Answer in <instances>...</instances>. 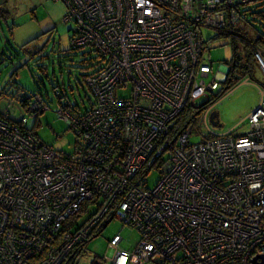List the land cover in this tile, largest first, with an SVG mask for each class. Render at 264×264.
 <instances>
[{
  "label": "built area",
  "instance_id": "obj_1",
  "mask_svg": "<svg viewBox=\"0 0 264 264\" xmlns=\"http://www.w3.org/2000/svg\"><path fill=\"white\" fill-rule=\"evenodd\" d=\"M64 1L70 43L91 45L101 59L86 78L94 102L84 112L58 102L77 135L67 152L41 139L16 112L15 93L0 90L8 99L0 102V264H60L106 214L140 232L131 250L118 246L119 233L110 238L112 264H264V85L246 131L209 129L192 140V122L174 124L221 85L200 27L236 22L250 0ZM200 95L206 101L195 104ZM28 102L34 118L49 105L39 92ZM95 193L88 221L53 243Z\"/></svg>",
  "mask_w": 264,
  "mask_h": 264
},
{
  "label": "rangeland",
  "instance_id": "obj_2",
  "mask_svg": "<svg viewBox=\"0 0 264 264\" xmlns=\"http://www.w3.org/2000/svg\"><path fill=\"white\" fill-rule=\"evenodd\" d=\"M5 4L7 8L0 12V55L4 56H0V89L10 79H15L27 92H42L49 105L39 112L37 118L30 116L24 107L17 111L27 116L26 125L41 139L55 148L71 152L77 135L67 120L57 113L56 88L64 92L61 99L78 105L80 109L89 106L92 93L86 75L100 64L101 59L89 44L71 46L72 20L63 19L64 0H8ZM263 7L264 0H250L238 5L242 16L234 24L228 20L222 28L200 27L203 58L212 64L214 71L229 65L235 54H245V43L257 32H264V18L256 12ZM258 60L245 59L253 77L246 70L238 81L207 103L210 111H218L217 123L209 117L210 126L207 127L203 110L196 111L192 140L202 138L209 129L215 133L231 127L238 132L247 130L246 115L259 102V86L264 84V72ZM205 99V95H200L194 101L199 104ZM157 176L158 172L152 169L148 183L152 184ZM107 219L108 214L98 221V228ZM115 233L121 235L118 246L129 250L140 237L139 230L132 224L119 217L109 218L96 234L86 240L72 260L63 264H112L106 256L112 251L109 241ZM129 264H142V261L133 257Z\"/></svg>",
  "mask_w": 264,
  "mask_h": 264
},
{
  "label": "trees",
  "instance_id": "obj_3",
  "mask_svg": "<svg viewBox=\"0 0 264 264\" xmlns=\"http://www.w3.org/2000/svg\"><path fill=\"white\" fill-rule=\"evenodd\" d=\"M5 5H6L5 1L4 0H0V12L5 11V9L7 8V7L5 8ZM238 11L240 12L239 9H238ZM256 12L258 13L259 16L264 18V7L259 9ZM241 16H242V14H241ZM240 17H239V19H240ZM234 23L235 22H233L232 24H234ZM70 44L73 47L80 46V45H75V44H72V43H70ZM244 48L246 49V53L245 54H243V55L235 54V56L229 62V68H228L227 74H226L225 78L221 81L220 88L217 90V92L215 94L211 95L209 100L206 103H204L202 107L201 106L198 107V106L192 105L190 103L187 104L186 107H184L177 114L176 119L174 121L175 125L176 124L184 125L187 122H192L193 123V119L196 116V111L197 110H201V109L203 110L204 109L203 107H205V105H207V103L209 101L213 100L215 96L219 95L227 87L231 86L236 81H238L243 76V74H244V72L246 70H248L250 76L253 77L252 72L250 71L249 65L245 62V59L254 58V59L258 60V58H257V56L255 54L256 50H259L261 52V54L263 56V59H264V32H257L252 39H250L248 42L245 43ZM0 56H1V58H4L3 55H0ZM258 62H259V60H258ZM87 75H86V78H87ZM86 82H87V80H86ZM8 84H9V86H8ZM87 84H88V86L90 88V91L92 93V100H91L90 105L85 107L84 109H80L78 105H76V104H74V103H72V102H70L68 100L61 99V97L63 96L64 92L60 88H56V94L58 96V101L61 102V103H66L68 105L71 104V106L74 109L77 108L81 112H84V111L88 110L90 108V106L94 102V93H93V91L91 89V86L89 85L88 82H87ZM262 85H264V84H262ZM2 89L11 90L12 92H14L15 95L17 96L16 97V99H17L16 103H19V105L21 107H24V109L26 108V105L29 103L28 101H30L33 98V95H34L35 92H39V93L42 94V92H40L38 90L34 91V92H27V91L23 90L21 85L15 79H10V81H8L6 83V85ZM43 98H44V95H43ZM7 100H8L7 97H6V99L2 98L0 100V102H5L6 103ZM194 107H195V109L192 111L191 114H189L188 111L191 108H194ZM20 109H18V110L20 111ZM19 111L16 110V112H19ZM208 135H210V134H208V133L204 134V136H208ZM98 199H99V195L97 196V193H95L93 196L83 200L79 210L71 212L70 214H68L66 216V218L63 220L59 231L57 232V234H55V239H54L53 243H58L60 241V239L62 237L61 235H63L62 233L64 231L73 232L78 227H80L81 225L85 224L88 221V219L91 217V214L94 212V210H96ZM112 217H114V216H112L111 214L108 215V219L112 218ZM108 219L106 221H108ZM106 221L104 222V224L106 223ZM97 224H98V222L93 223L90 226V228L87 230L86 235L80 237L75 242V244H74L73 248L71 249L70 253L66 256V258L60 264H63L65 261L72 260V257H74L78 253L79 249L85 244L86 240L88 238H90L92 235L96 234L104 225V224H102V226H100L98 228Z\"/></svg>",
  "mask_w": 264,
  "mask_h": 264
},
{
  "label": "water",
  "instance_id": "obj_4",
  "mask_svg": "<svg viewBox=\"0 0 264 264\" xmlns=\"http://www.w3.org/2000/svg\"><path fill=\"white\" fill-rule=\"evenodd\" d=\"M224 68H225L224 69V75H226L227 74V71H228V68H229V65L224 66ZM205 101H206V99L203 100L200 103H204ZM209 116H210V119L212 120L213 123H217L218 122V119L219 118H218V111L217 110H214V109L211 110Z\"/></svg>",
  "mask_w": 264,
  "mask_h": 264
},
{
  "label": "crops",
  "instance_id": "obj_5",
  "mask_svg": "<svg viewBox=\"0 0 264 264\" xmlns=\"http://www.w3.org/2000/svg\"><path fill=\"white\" fill-rule=\"evenodd\" d=\"M4 1H8V0H4ZM223 68H222V70L221 69H218L219 71H218V73H219V75L222 77L223 76V74H224V66H222ZM252 108V107H251Z\"/></svg>",
  "mask_w": 264,
  "mask_h": 264
},
{
  "label": "clouds",
  "instance_id": "obj_6",
  "mask_svg": "<svg viewBox=\"0 0 264 264\" xmlns=\"http://www.w3.org/2000/svg\"><path fill=\"white\" fill-rule=\"evenodd\" d=\"M225 76H226V75L223 74V77H224V78H225ZM223 77H222V78H223ZM224 78H223V79H224ZM223 79H221V81H222Z\"/></svg>",
  "mask_w": 264,
  "mask_h": 264
}]
</instances>
